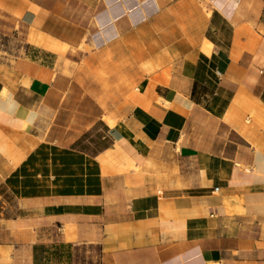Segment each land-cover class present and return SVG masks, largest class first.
<instances>
[{
  "label": "crops",
  "instance_id": "crops-1",
  "mask_svg": "<svg viewBox=\"0 0 264 264\" xmlns=\"http://www.w3.org/2000/svg\"><path fill=\"white\" fill-rule=\"evenodd\" d=\"M213 259L264 264V0H0V264Z\"/></svg>",
  "mask_w": 264,
  "mask_h": 264
},
{
  "label": "built area",
  "instance_id": "built-area-1",
  "mask_svg": "<svg viewBox=\"0 0 264 264\" xmlns=\"http://www.w3.org/2000/svg\"><path fill=\"white\" fill-rule=\"evenodd\" d=\"M207 264H224V263L221 259H213V260H209Z\"/></svg>",
  "mask_w": 264,
  "mask_h": 264
},
{
  "label": "rangeland",
  "instance_id": "rangeland-1",
  "mask_svg": "<svg viewBox=\"0 0 264 264\" xmlns=\"http://www.w3.org/2000/svg\"><path fill=\"white\" fill-rule=\"evenodd\" d=\"M73 256H74V254H73Z\"/></svg>",
  "mask_w": 264,
  "mask_h": 264
}]
</instances>
